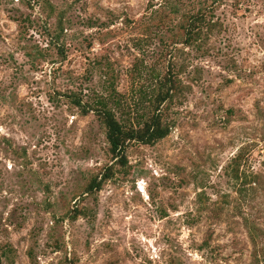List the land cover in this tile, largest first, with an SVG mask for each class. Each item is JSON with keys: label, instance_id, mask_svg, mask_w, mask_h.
Here are the masks:
<instances>
[{"label": "rangeland", "instance_id": "rangeland-1", "mask_svg": "<svg viewBox=\"0 0 264 264\" xmlns=\"http://www.w3.org/2000/svg\"><path fill=\"white\" fill-rule=\"evenodd\" d=\"M197 11L214 26L187 43ZM168 72L169 133L113 163L73 100L112 93L134 126ZM4 244L0 264H264V0H0Z\"/></svg>", "mask_w": 264, "mask_h": 264}, {"label": "trees", "instance_id": "trees-1", "mask_svg": "<svg viewBox=\"0 0 264 264\" xmlns=\"http://www.w3.org/2000/svg\"><path fill=\"white\" fill-rule=\"evenodd\" d=\"M182 17L183 19L180 21L187 43L195 41L202 28L210 30L214 26L205 18L203 11H197L189 15L184 14ZM61 29L60 27V31ZM155 79L157 85L155 92L148 98L150 102L149 111L139 114L140 120L134 126L132 124L127 125L124 121L125 118L116 117L115 112L120 103L112 93L96 95L92 100L86 102H81L79 98L73 100V104L78 108V112L81 115L93 112L103 126L108 152L114 160L113 163L120 166H124L127 163L125 155L127 143L137 141L143 144H153L169 133L172 125L164 121L163 112L160 107L169 98V91L176 87L175 78L168 72L164 76H156ZM112 175L113 170L110 164L104 167L101 174H96L88 179L83 187L84 193L96 192L100 189L101 184L111 178ZM81 212V210L73 209L70 218L74 219ZM0 250V254L6 258L13 251L9 244L1 245ZM27 256L31 257L29 250L27 251Z\"/></svg>", "mask_w": 264, "mask_h": 264}]
</instances>
